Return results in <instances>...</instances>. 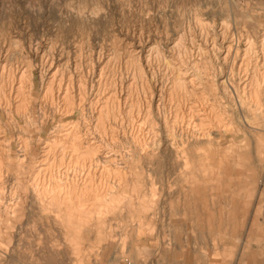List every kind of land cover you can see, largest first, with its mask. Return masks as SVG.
<instances>
[{"label": "rangeland", "instance_id": "rangeland-1", "mask_svg": "<svg viewBox=\"0 0 264 264\" xmlns=\"http://www.w3.org/2000/svg\"><path fill=\"white\" fill-rule=\"evenodd\" d=\"M0 49V264H264V0H0Z\"/></svg>", "mask_w": 264, "mask_h": 264}, {"label": "bare ground", "instance_id": "bare-ground-1", "mask_svg": "<svg viewBox=\"0 0 264 264\" xmlns=\"http://www.w3.org/2000/svg\"><path fill=\"white\" fill-rule=\"evenodd\" d=\"M39 45H38V48L40 49V50H43L45 47L43 46V43L41 44L40 42L38 43ZM47 46V45H46ZM154 46V45H153ZM2 49H0V72H2L3 71V69H5L6 68V63H7V59H8V56H7V54H5V56L3 57V55L2 54H4V53H2V51H1ZM55 52V51H54ZM153 52V51H152ZM45 53V52H44ZM136 56V55H135ZM57 59H59V58H57ZM11 62V61H10ZM59 62H60V60H56V59H52L51 60V62H48V60H47V62H46V65H44V71H45V73H46V76L48 77V79L49 78H52L53 76H54V73L56 72V71H58V69H56L54 72H53V70L55 69V68H57L58 67V65H59ZM3 63H4V65H3ZM109 63V62H108ZM68 66V65H67ZM21 71L23 70L24 71V66H22V67H20L19 68ZM27 69V68H26ZM85 70V69H84ZM53 72V73H52ZM65 73V72H64ZM14 74V73H13ZM188 75V74H187ZM137 76V75H136ZM184 76V75H183ZM2 81H3V78H2ZM56 83V82H55ZM177 83V82H176ZM0 84H1V75H0ZM62 89V88H61ZM63 92V91H62ZM55 97H56V95H55ZM60 97H61V95H58V99H60ZM57 98H56V100H57ZM61 102V101H60ZM197 102V101H196ZM62 106V105H61ZM198 115V114H197ZM208 118V117H207ZM189 120V119H188ZM112 121V120H111ZM120 121V120H119ZM118 122V121H117ZM108 124V123H107ZM66 125V124H65ZM69 125V124H68ZM70 125L72 126L71 127V130L73 131V129H75L76 128V123L74 122V121H71L70 122ZM78 126V125H77ZM69 127V126H68ZM181 127V126H180ZM66 128V127H65ZM76 130V129H75ZM74 130V131H75ZM62 131V130H61ZM61 131H56L55 133H59V132H61ZM64 131V130H63ZM63 131H62V133H63ZM69 131V130H68ZM59 134V136L58 137H61L62 138V136H67V133H63V134ZM167 134V133H166ZM70 135V134H69ZM178 136V135H177ZM1 137V136H0ZM54 137V136H53ZM52 139H54V138H52ZM56 139V138H55ZM0 140H1V138H0ZM57 140V139H56ZM59 140H60V138H59ZM61 141V140H60ZM156 141V140H155ZM50 142V141H49ZM56 142V141H55ZM54 142V143H55ZM154 143V142H153ZM60 144V143H59ZM157 144V143H156ZM51 145H53V144H51ZM44 146V148H45V150L46 149H49L48 148V146H50L49 145V143H45V145H43ZM105 146V145H104ZM51 147V146H50ZM106 147V146H105ZM43 151L42 152V155L40 156L41 157V159H39V161H38V165L39 166H43V167H45V166H47V162H46V159H44L45 158V156H46V151ZM39 157V158H40ZM90 166V165H89Z\"/></svg>", "mask_w": 264, "mask_h": 264}]
</instances>
